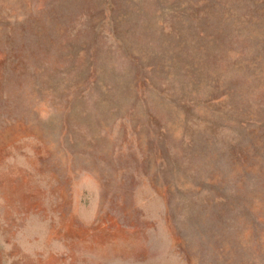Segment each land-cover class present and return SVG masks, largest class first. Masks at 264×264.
<instances>
[{
    "label": "rangeland",
    "instance_id": "374dc122",
    "mask_svg": "<svg viewBox=\"0 0 264 264\" xmlns=\"http://www.w3.org/2000/svg\"><path fill=\"white\" fill-rule=\"evenodd\" d=\"M0 264H264V0H0Z\"/></svg>",
    "mask_w": 264,
    "mask_h": 264
}]
</instances>
